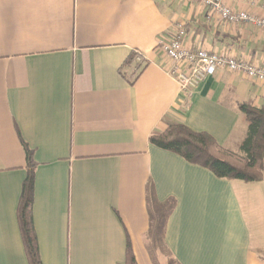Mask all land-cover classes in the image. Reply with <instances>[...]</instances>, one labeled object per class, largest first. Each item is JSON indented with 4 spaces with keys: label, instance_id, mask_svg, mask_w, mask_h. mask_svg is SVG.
<instances>
[{
    "label": "crops",
    "instance_id": "0c3cea01",
    "mask_svg": "<svg viewBox=\"0 0 264 264\" xmlns=\"http://www.w3.org/2000/svg\"><path fill=\"white\" fill-rule=\"evenodd\" d=\"M176 26L189 48L264 66V32L187 0H0V264H28L23 144L41 264H124L128 242L136 264H264V177L218 179L149 142L183 125L238 153L239 106L264 108V85L225 71L181 92L158 48Z\"/></svg>",
    "mask_w": 264,
    "mask_h": 264
},
{
    "label": "trees",
    "instance_id": "16d2710c",
    "mask_svg": "<svg viewBox=\"0 0 264 264\" xmlns=\"http://www.w3.org/2000/svg\"><path fill=\"white\" fill-rule=\"evenodd\" d=\"M239 110L244 117L247 132L238 153L220 147L211 136L193 132L183 125L169 126L159 135L151 136L149 142L209 170L218 179L246 184L261 182L264 177V108L242 104ZM23 148L26 177L17 207V221L28 264H41L31 217L36 164L33 151L25 144ZM124 264H136L129 242L126 245Z\"/></svg>",
    "mask_w": 264,
    "mask_h": 264
},
{
    "label": "built area",
    "instance_id": "2783aa9c",
    "mask_svg": "<svg viewBox=\"0 0 264 264\" xmlns=\"http://www.w3.org/2000/svg\"><path fill=\"white\" fill-rule=\"evenodd\" d=\"M187 1L210 10L214 16L227 25L244 24L264 32V0H255L261 3L262 16L233 10L225 4L226 0ZM184 37L185 33L181 26H176L169 40L160 39L158 41L159 52L170 62L165 72L176 82L181 92L191 94L218 71L240 74L264 85V66L203 48H189L183 42ZM144 60V56L136 52L135 61L141 64Z\"/></svg>",
    "mask_w": 264,
    "mask_h": 264
},
{
    "label": "rangeland",
    "instance_id": "374dc122",
    "mask_svg": "<svg viewBox=\"0 0 264 264\" xmlns=\"http://www.w3.org/2000/svg\"><path fill=\"white\" fill-rule=\"evenodd\" d=\"M163 254H165V252H163Z\"/></svg>",
    "mask_w": 264,
    "mask_h": 264
}]
</instances>
